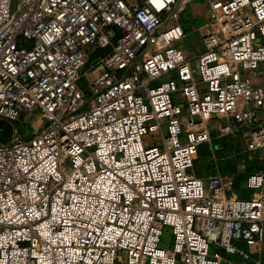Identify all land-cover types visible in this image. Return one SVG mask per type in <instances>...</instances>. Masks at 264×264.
Instances as JSON below:
<instances>
[{"label":"built area","instance_id":"2783aa9c","mask_svg":"<svg viewBox=\"0 0 264 264\" xmlns=\"http://www.w3.org/2000/svg\"><path fill=\"white\" fill-rule=\"evenodd\" d=\"M191 1L0 0V264H264V169L193 170L215 120L264 143V0H208L188 56Z\"/></svg>","mask_w":264,"mask_h":264},{"label":"rangeland","instance_id":"374dc122","mask_svg":"<svg viewBox=\"0 0 264 264\" xmlns=\"http://www.w3.org/2000/svg\"><path fill=\"white\" fill-rule=\"evenodd\" d=\"M207 14L208 11L205 12L203 18H197L196 22L190 18V13L186 16L180 15V20L183 21L187 31L186 37L178 42V46L183 50L191 53L200 51L202 48L201 34L205 29L203 25ZM192 26L194 28H191ZM93 61V57H90L86 68ZM224 122L222 119L211 122L210 140L200 146L194 160L193 170L202 179H207L216 172L231 175L234 184L229 196L248 197L250 191L243 188V180L246 174L264 169V143L254 141L249 135V129L245 127L236 128L234 126L231 132L221 131L220 127ZM42 124L43 121L39 115H30L22 117L16 123V127L23 136H29ZM122 257L125 258V255L123 254ZM221 263L225 264L224 261Z\"/></svg>","mask_w":264,"mask_h":264},{"label":"crops","instance_id":"0c3cea01","mask_svg":"<svg viewBox=\"0 0 264 264\" xmlns=\"http://www.w3.org/2000/svg\"><path fill=\"white\" fill-rule=\"evenodd\" d=\"M189 13H190V18L194 19L195 22L197 18H203L204 14L206 11H208V1L207 0H192L189 5ZM206 20V18L204 19ZM186 55L188 56H193L195 53H191L190 51L183 50ZM253 82L256 85L264 87V63L260 66L256 77L253 78ZM256 119L260 124L264 125V104L261 109H259L256 112ZM262 249L264 250V235H263V240H262Z\"/></svg>","mask_w":264,"mask_h":264},{"label":"water","instance_id":"95a60500","mask_svg":"<svg viewBox=\"0 0 264 264\" xmlns=\"http://www.w3.org/2000/svg\"><path fill=\"white\" fill-rule=\"evenodd\" d=\"M2 126V122L0 121V127ZM12 133V125L9 123H5L3 125V132L0 133V142L4 143L10 140Z\"/></svg>","mask_w":264,"mask_h":264},{"label":"trees","instance_id":"16d2710c","mask_svg":"<svg viewBox=\"0 0 264 264\" xmlns=\"http://www.w3.org/2000/svg\"><path fill=\"white\" fill-rule=\"evenodd\" d=\"M201 146V145H200ZM200 146H199V148H200ZM199 150V149H198ZM241 198H245V197H241Z\"/></svg>","mask_w":264,"mask_h":264}]
</instances>
